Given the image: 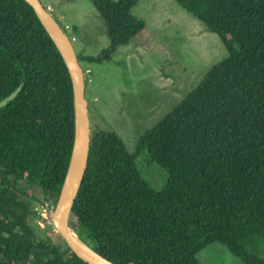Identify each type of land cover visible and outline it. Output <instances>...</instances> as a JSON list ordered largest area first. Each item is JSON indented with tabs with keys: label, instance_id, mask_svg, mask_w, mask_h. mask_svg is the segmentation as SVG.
I'll list each match as a JSON object with an SVG mask.
<instances>
[{
	"label": "trees",
	"instance_id": "obj_1",
	"mask_svg": "<svg viewBox=\"0 0 264 264\" xmlns=\"http://www.w3.org/2000/svg\"><path fill=\"white\" fill-rule=\"evenodd\" d=\"M89 1L108 45L77 59L102 63L146 24L132 14L139 0ZM173 1L228 57L139 137L135 152L115 132L91 128L69 223L116 264H199L212 243L243 264H264V0ZM19 85L0 107V264H88L33 226L32 190L54 208L70 158V75L33 8L0 0V100ZM140 149L166 172L162 189L138 172Z\"/></svg>",
	"mask_w": 264,
	"mask_h": 264
},
{
	"label": "rangeland",
	"instance_id": "obj_2",
	"mask_svg": "<svg viewBox=\"0 0 264 264\" xmlns=\"http://www.w3.org/2000/svg\"><path fill=\"white\" fill-rule=\"evenodd\" d=\"M41 2L60 26L69 25L65 32L74 37L77 54L95 55L107 47L105 25L89 0ZM132 14L146 24L140 34L119 46L109 61L80 62L88 70L85 97L91 128L115 132L130 153L140 136L195 89L212 66L228 57L218 36L173 0H139ZM135 166L155 190L165 186L166 172L145 149L138 151ZM32 191L33 207H39L43 194L37 187ZM48 204L47 218L42 225L33 220V226L64 246ZM197 258L199 264H243L219 243L203 247Z\"/></svg>",
	"mask_w": 264,
	"mask_h": 264
},
{
	"label": "water",
	"instance_id": "obj_3",
	"mask_svg": "<svg viewBox=\"0 0 264 264\" xmlns=\"http://www.w3.org/2000/svg\"><path fill=\"white\" fill-rule=\"evenodd\" d=\"M25 1L33 8L58 49L70 75L74 99L72 149L59 196L51 214L52 223L66 245L83 261L88 264H116L82 241L69 223L72 206L87 167L91 134L83 67L77 59L70 38L41 0ZM20 89L21 85L1 99L0 107L12 100Z\"/></svg>",
	"mask_w": 264,
	"mask_h": 264
},
{
	"label": "built area",
	"instance_id": "obj_4",
	"mask_svg": "<svg viewBox=\"0 0 264 264\" xmlns=\"http://www.w3.org/2000/svg\"><path fill=\"white\" fill-rule=\"evenodd\" d=\"M50 11V10H49ZM69 27V25H63L62 26V28H63V30L65 31L66 30V28H68ZM73 39H74V37H70V40H71V42L73 41ZM87 72H88V70H84V75H86L87 74ZM48 201H43V202H41V205L39 206V207H33L34 208V210L37 212V214L39 215V217L37 218L36 217V221L39 223V225H42V222L41 221H43L44 219H46L47 218V214L49 213V211H48ZM51 209H52V206H51ZM51 212V211H50Z\"/></svg>",
	"mask_w": 264,
	"mask_h": 264
}]
</instances>
